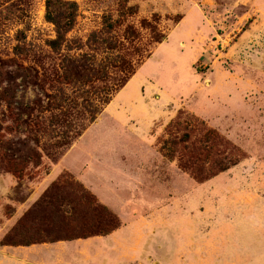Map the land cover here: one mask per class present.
<instances>
[{
	"label": "rangeland",
	"instance_id": "1",
	"mask_svg": "<svg viewBox=\"0 0 264 264\" xmlns=\"http://www.w3.org/2000/svg\"><path fill=\"white\" fill-rule=\"evenodd\" d=\"M74 145L127 216L186 224L140 264H264V0H0V264L120 224L46 182Z\"/></svg>",
	"mask_w": 264,
	"mask_h": 264
},
{
	"label": "crops",
	"instance_id": "2",
	"mask_svg": "<svg viewBox=\"0 0 264 264\" xmlns=\"http://www.w3.org/2000/svg\"><path fill=\"white\" fill-rule=\"evenodd\" d=\"M114 118L117 120L120 115H115ZM121 145L123 147L129 146L126 143ZM74 147L75 145L51 166L46 182L51 181L60 172L68 173L79 184L88 189L101 205L111 210L118 217L120 220L119 227L105 236H91L84 239L32 244L22 247H4L3 251L4 254L6 253V257L2 264H140L142 258L148 260L147 256L150 255L148 252L143 253L141 251L143 244L167 246L168 253H165L164 249L162 256H159L165 260L167 258L165 255L169 256V246L175 243L172 240L171 231L184 232L186 231V224H142L139 219L127 216L125 207H128L129 202H131L129 197H133V201L136 196H140L138 192L131 193L133 191L132 183L126 179L121 180L120 185L123 186V193L117 191L118 182L113 181V179H104L108 178L104 173L109 170L108 173L113 171L119 175L121 173L119 168H116V172L114 169L106 168L103 159L100 162H92L89 157L78 160L71 153ZM127 187H131L129 188L130 191ZM122 195L127 198H122ZM115 202L119 204L117 207ZM144 202L147 205V202ZM164 206L165 203H162L163 211H165ZM152 256L154 257V255Z\"/></svg>",
	"mask_w": 264,
	"mask_h": 264
},
{
	"label": "trees",
	"instance_id": "3",
	"mask_svg": "<svg viewBox=\"0 0 264 264\" xmlns=\"http://www.w3.org/2000/svg\"><path fill=\"white\" fill-rule=\"evenodd\" d=\"M161 40H162V37H160V38H158V39H154V43L155 44H160L161 43ZM132 74H130V76H131ZM108 102H105L104 104L106 105ZM93 118H91L90 120H89V123L91 124L92 122H93ZM180 168H182L181 166H180ZM14 174L16 175V177H18V175H19V173L18 172H14ZM119 227V223H116V224H114L113 225V227H111V228H109V229H107V230H104V231H101V232H99V233H97V234H95V235H91V236H105V235H107V234H109L110 232H112V231H114L115 229H117ZM91 236H84V237H80V238H78V239H84V238H88V237H91ZM71 240H73V239H71ZM67 241H70V240H67ZM49 243H52V242H49ZM13 246V245H12ZM23 246H28V244H25V245H23ZM13 247H16V246H13Z\"/></svg>",
	"mask_w": 264,
	"mask_h": 264
}]
</instances>
